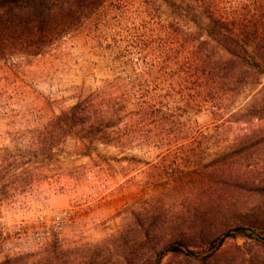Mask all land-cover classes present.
<instances>
[{
	"label": "rangeland",
	"instance_id": "374dc122",
	"mask_svg": "<svg viewBox=\"0 0 264 264\" xmlns=\"http://www.w3.org/2000/svg\"><path fill=\"white\" fill-rule=\"evenodd\" d=\"M110 4L102 10L114 23ZM91 25L16 67L0 61V162L5 152L52 145L48 155L23 158L16 173L28 174L0 180L8 189L0 194V264H264V73L226 101L221 117L211 106L198 112L187 134L128 145L127 117L118 133L98 134L111 142L95 140L83 153L55 117L80 93L128 81L101 55ZM88 172L108 184V196L85 181ZM63 209V232L41 245L9 246L40 216ZM238 226L243 234L224 236ZM173 242L182 251L165 249Z\"/></svg>",
	"mask_w": 264,
	"mask_h": 264
},
{
	"label": "trees",
	"instance_id": "16d2710c",
	"mask_svg": "<svg viewBox=\"0 0 264 264\" xmlns=\"http://www.w3.org/2000/svg\"><path fill=\"white\" fill-rule=\"evenodd\" d=\"M107 1L0 0V61L13 60L16 67L19 58L45 53L78 31L82 22L91 21L86 29L99 42L101 55L127 76L128 81L78 94L55 117L66 135L79 138L83 153L102 139L98 134L109 137L127 117L128 145L187 134L198 112L211 106L214 116L221 117L226 101L255 85L264 73V0H110L111 11L117 10L114 23L102 10ZM103 40L107 42L101 44ZM124 87L128 96L125 91L105 96ZM51 151L49 144L5 152L0 180L28 174L16 173L23 158ZM7 192L0 187V194ZM243 231L238 226L224 236ZM180 246L173 242L165 249L178 252Z\"/></svg>",
	"mask_w": 264,
	"mask_h": 264
},
{
	"label": "built area",
	"instance_id": "2783aa9c",
	"mask_svg": "<svg viewBox=\"0 0 264 264\" xmlns=\"http://www.w3.org/2000/svg\"><path fill=\"white\" fill-rule=\"evenodd\" d=\"M253 120L257 121L258 118L255 117ZM244 126H246V123ZM85 181L99 187L102 192L101 195H104V197L108 196L110 189L104 180H96L95 176L91 172H88L85 174ZM101 202L103 201H86V203L93 205ZM68 217V209H63L61 211L51 210L49 217L43 218L40 216V219H37L28 228L26 233L23 232L20 235L17 242H11L9 246L16 249L18 247L20 248L30 245H41L49 240L53 235H57L67 228L69 222Z\"/></svg>",
	"mask_w": 264,
	"mask_h": 264
}]
</instances>
